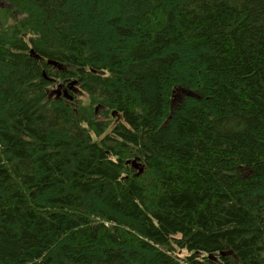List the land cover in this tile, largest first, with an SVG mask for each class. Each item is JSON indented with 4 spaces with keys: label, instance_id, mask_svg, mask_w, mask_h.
<instances>
[{
    "label": "trees",
    "instance_id": "1",
    "mask_svg": "<svg viewBox=\"0 0 264 264\" xmlns=\"http://www.w3.org/2000/svg\"><path fill=\"white\" fill-rule=\"evenodd\" d=\"M0 264H264V0H0Z\"/></svg>",
    "mask_w": 264,
    "mask_h": 264
},
{
    "label": "flooded vegetation",
    "instance_id": "2",
    "mask_svg": "<svg viewBox=\"0 0 264 264\" xmlns=\"http://www.w3.org/2000/svg\"><path fill=\"white\" fill-rule=\"evenodd\" d=\"M58 81V80H56ZM72 81V80H68L66 82H57L56 84H54V87L52 88V95L54 97H56V99H67L70 103L74 102V97L80 94V91L78 90L79 85L77 84L76 89L74 88H68L67 84ZM60 85H64L67 88V92H65V90L63 89V87H60ZM71 97L70 99L68 97Z\"/></svg>",
    "mask_w": 264,
    "mask_h": 264
},
{
    "label": "bare ground",
    "instance_id": "3",
    "mask_svg": "<svg viewBox=\"0 0 264 264\" xmlns=\"http://www.w3.org/2000/svg\"><path fill=\"white\" fill-rule=\"evenodd\" d=\"M30 55L31 56H34L33 55V50H31L30 51ZM36 58V60H38V57L36 56L35 57ZM48 62V64H49V62H51V63H55V64H58V63H56V62H54V61H51V60H48L47 61ZM59 65V64H58ZM53 66V65H52ZM60 66V65H59ZM55 67V66H54ZM62 69V68H61ZM43 77L46 79V80H48V81H56V80H51V79H48L47 78V76H46V74H45V72H43ZM77 84H78V82L76 81V80H72V81H70L68 84H67V86H68V88H74V89H76V86H77ZM54 87V86H53ZM52 87V88H53ZM60 87H63V89L65 90V92H67V88L64 86V85H60L59 86V88ZM50 93H52V89H51V92ZM52 95V94H51ZM53 96V95H52ZM66 97H68V96H66ZM69 99L71 98V97H68ZM98 109V108H97ZM97 109H96V111H97ZM131 164H132V166H133V168L135 169V170H138L139 172H143V170L142 171H140L139 169H138V165L140 166H142V168L144 169V166L141 164V163H138L136 160H134L133 162H131Z\"/></svg>",
    "mask_w": 264,
    "mask_h": 264
},
{
    "label": "water",
    "instance_id": "4",
    "mask_svg": "<svg viewBox=\"0 0 264 264\" xmlns=\"http://www.w3.org/2000/svg\"><path fill=\"white\" fill-rule=\"evenodd\" d=\"M49 65H53V66H55V67H57V68H59V69H61L62 67L61 66H59L58 64H55V63H51V62H49ZM62 70V69H61ZM127 163H130V162H127ZM138 169L140 170V171H142L143 170V168H142V166L140 165H138ZM221 255L222 256H226V255H230V253L229 252H222L221 253Z\"/></svg>",
    "mask_w": 264,
    "mask_h": 264
},
{
    "label": "rangeland",
    "instance_id": "5",
    "mask_svg": "<svg viewBox=\"0 0 264 264\" xmlns=\"http://www.w3.org/2000/svg\"><path fill=\"white\" fill-rule=\"evenodd\" d=\"M191 64H187V67L190 68ZM51 88V87H50ZM52 89V88H51ZM51 92V90H49ZM184 253H182L183 255Z\"/></svg>",
    "mask_w": 264,
    "mask_h": 264
}]
</instances>
